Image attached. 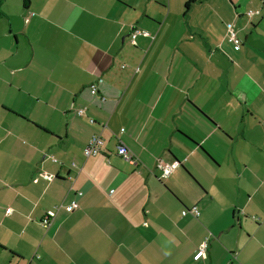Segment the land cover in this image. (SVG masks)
Returning <instances> with one entry per match:
<instances>
[{"label": "crops", "instance_id": "0c3cea01", "mask_svg": "<svg viewBox=\"0 0 264 264\" xmlns=\"http://www.w3.org/2000/svg\"><path fill=\"white\" fill-rule=\"evenodd\" d=\"M2 11L0 264H264V0ZM159 160L180 163L163 182Z\"/></svg>", "mask_w": 264, "mask_h": 264}, {"label": "built area", "instance_id": "2783aa9c", "mask_svg": "<svg viewBox=\"0 0 264 264\" xmlns=\"http://www.w3.org/2000/svg\"><path fill=\"white\" fill-rule=\"evenodd\" d=\"M246 15L248 17H251L254 15V13L248 12ZM138 35L147 36L148 34L146 32H142V31L140 32L138 30H134L132 35H131L132 43H134V40L136 39V37ZM227 38H228V42L230 44H232L233 46L238 47L240 45V43L237 39V33L233 27H231L227 30ZM98 84L99 83H94L90 86V94L92 96L97 95ZM75 113L79 117L86 116V108H78L75 110ZM90 122L93 123V120H90ZM122 132H123V130H121V133ZM104 150H105V141L103 140V138L100 136H94L91 138V140L88 142L87 146L83 150V156L85 159L95 158V157L101 156L104 153ZM116 154L122 160H124L125 162H127L133 166H136L138 164L136 158L132 155V153L127 149V147L121 141H119V143H118ZM55 161L56 160H54V162ZM73 166L75 167L74 164H73ZM179 166H180L179 162L164 163L160 160L157 161L156 170L159 172V176H158L159 181L163 182V181L167 180ZM42 177L46 178L48 180L52 179L47 174L43 175ZM70 207H71V210H76L78 208V204L76 202H72ZM6 213L7 214L11 213V210L10 209L6 210ZM188 214L197 218L200 213L196 207L183 210L181 213V215L183 217L187 216ZM54 217H55V212H48L44 216V218L41 222V225L43 226V228L47 229L50 226ZM207 247H208V243L203 242V244L200 246L198 252L194 256L195 261L205 257Z\"/></svg>", "mask_w": 264, "mask_h": 264}, {"label": "rangeland", "instance_id": "374dc122", "mask_svg": "<svg viewBox=\"0 0 264 264\" xmlns=\"http://www.w3.org/2000/svg\"><path fill=\"white\" fill-rule=\"evenodd\" d=\"M20 0H5V2H7V4H8V6H10V8H2V10L4 9V11L6 12L7 11V13H8V11H9V13L11 12V13H14V7H15V5H16V2H19ZM4 2V3H5ZM4 6V5H3ZM0 25L2 26V28L3 27H5L6 25H7V22H6V20H0ZM1 31V30H0ZM2 32V31H1Z\"/></svg>", "mask_w": 264, "mask_h": 264}, {"label": "trees", "instance_id": "16d2710c", "mask_svg": "<svg viewBox=\"0 0 264 264\" xmlns=\"http://www.w3.org/2000/svg\"><path fill=\"white\" fill-rule=\"evenodd\" d=\"M5 0H0V18L3 16V11H2V7L4 4ZM89 92H90V87H89ZM76 114V113H75ZM90 122V121H89ZM91 123V122H90ZM90 141V140H89Z\"/></svg>", "mask_w": 264, "mask_h": 264}]
</instances>
